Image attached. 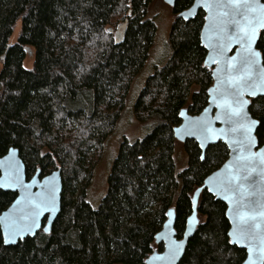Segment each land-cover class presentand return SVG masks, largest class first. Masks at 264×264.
Instances as JSON below:
<instances>
[{
  "label": "trees",
  "instance_id": "obj_1",
  "mask_svg": "<svg viewBox=\"0 0 264 264\" xmlns=\"http://www.w3.org/2000/svg\"><path fill=\"white\" fill-rule=\"evenodd\" d=\"M152 2L0 0V157L15 148L27 179L36 170L44 176L59 169L62 180L60 212L50 233L39 231L7 247L0 232V264H143L162 250L154 237L170 208L176 237H182L193 192L228 157L218 142L200 159L198 145L186 141L187 167L178 174L174 169L179 113L199 114L212 85L199 38L204 13L183 21L176 11L193 0H176L171 8L169 57L147 78L133 106L146 135L121 139L104 197L97 208L87 202L93 159L113 134L132 80L149 58L156 32L146 15ZM124 22L123 39L115 44ZM261 37L263 32L257 45ZM257 45L264 66V49ZM27 57L29 70L22 65ZM262 109L250 103L249 113ZM257 140L262 145L264 136ZM15 196L0 190V213ZM225 211L222 202L201 192L199 223L179 264L243 262L244 250L227 237Z\"/></svg>",
  "mask_w": 264,
  "mask_h": 264
},
{
  "label": "snow or ice",
  "instance_id": "obj_2",
  "mask_svg": "<svg viewBox=\"0 0 264 264\" xmlns=\"http://www.w3.org/2000/svg\"><path fill=\"white\" fill-rule=\"evenodd\" d=\"M199 3V0H197ZM185 6H187L185 4ZM204 7L213 8H232V12H224V20L216 21L215 17H212L213 24L217 34L216 43L212 44V51L215 53L213 57V63L220 64L221 57L224 56L225 50L228 48V44L225 39L231 42H236L241 45L242 55L239 58V62L236 63V57H232L230 60L224 61V67L219 68L218 71L223 73L222 76H218V84L215 89L216 97L214 98L215 107L219 109L214 117L211 119L206 115L204 117L189 120L186 124L180 128L175 129L177 133H183L186 136L200 137L202 138L201 146L203 142L210 139L211 135L216 131L212 125L214 121H221L222 123L231 125L230 131L232 133H238L242 136L239 141H234L241 149L247 148L251 151V148L256 143V138L264 136V109L262 112L253 110L251 115L244 111L245 107L251 103L253 108L256 105L264 106V68H260V56L261 52L257 51L252 45L257 40V28L256 25L264 27V15L254 18L249 22L247 29L240 27V22L236 19V16H243L242 10L251 9L253 11L259 10L264 13V4L260 3V0H205ZM178 15L181 18H186L181 9H176ZM208 19V18H206ZM234 26L237 30L229 33V26ZM209 45H206L208 47ZM264 49V37H261L260 43L257 45ZM254 69H258L254 72ZM233 73H237L233 75ZM245 90L248 95L255 99L249 101L245 99ZM213 90H210V92ZM259 93V95H258ZM204 112L207 114L210 109L205 108ZM184 115L183 112L180 113ZM255 129V135L253 131ZM224 131L223 129L220 130ZM264 142V141H262ZM257 155H264V150ZM204 159V157H200ZM6 167L5 177L11 184L21 185L26 194L21 200H17L14 210L11 214H6L2 222L4 230L7 232L8 239L4 242L8 243L16 237H20L24 232H33L35 229L42 228L41 217L46 212H54L56 210V189L52 181L45 178V182L41 184L40 191L31 192L30 186L23 184L19 174V165L13 160H7L4 162ZM209 179H212L211 177ZM247 177H241L239 175H233L220 181L217 185L220 191L224 193H232L233 195H240L243 189V183H236L238 180L246 181ZM0 186H3L0 184ZM198 191V190H197ZM212 191V189H208ZM225 199L229 200L234 205V221L235 227L229 236H235L236 241H248V251H253L255 241L259 240L261 247L259 251L264 254V236L257 235V229L260 225L256 222V215L250 218L240 211L242 206L243 196L240 195V199L233 200L232 196L225 195ZM246 207L264 208V205H260L257 201H248ZM195 200L192 202V209L195 211ZM167 215L172 216L173 212L170 210ZM257 215L264 216V211H260ZM193 217L189 216L188 221L191 222ZM166 228L169 225H165ZM44 232H48V229L43 228ZM181 232H184L181 225ZM189 234L190 233H186ZM176 235L175 232L165 233L160 237L162 241H165V246L168 251L166 257L156 256V259H165L170 262L176 261L178 255L181 252L184 241L173 239ZM264 258V256H262ZM251 259V257H249Z\"/></svg>",
  "mask_w": 264,
  "mask_h": 264
},
{
  "label": "water",
  "instance_id": "obj_3",
  "mask_svg": "<svg viewBox=\"0 0 264 264\" xmlns=\"http://www.w3.org/2000/svg\"><path fill=\"white\" fill-rule=\"evenodd\" d=\"M176 0H163L165 4L170 6L171 8L174 6ZM209 2H212V0H209ZM205 0H199V3H197V0H193L192 5L184 10V14L186 18H181L179 15L178 17L181 18L183 21H189L193 19L198 11H202L204 13V21L203 25L200 30L199 38H200V44L203 46L206 54L203 62V66L206 67L210 73L212 78V85L207 89V105L203 108V110L197 114V115H191L187 112L186 109H182L180 111L184 113L183 116L179 113V118L181 120L180 124L176 126L173 129V137L177 142L185 143L186 141H194L198 148L201 151V157L204 156L205 151L207 148L211 145H214L218 142H221L224 144L228 150V157L223 162V164L213 172H211L204 180L200 187H198L192 194L191 198V214L189 216L193 217L191 222L189 223L188 217L186 219V225L184 232L182 234L181 238H177L176 235L172 237L173 239L177 240H183L184 244L181 249L180 254L178 255L176 261L171 262V264H179L180 260L183 257L186 245L188 243V240L193 236L199 220L197 217V205H198V199L203 190H206L210 195L214 196V198L220 202H222L226 206L225 216L229 223V229L227 232V237L229 239V242L231 245H234L238 247L239 249L244 250L245 252V258L241 264H264V254H262L259 251V248L261 247L259 240L255 241L253 251L250 253L248 251V241H236V237L229 236V233L233 232V229L235 227V221L233 219L235 213L233 211L234 205L229 202V200L225 199V195L232 196L233 200L240 199V195L243 196L242 206L240 207V211L243 212L246 217L250 218L253 215H256V222L259 223L260 227L257 229V235L258 236H264V216L257 215L260 211H264V208L256 207H246L243 205H247L248 201H257L260 205H264V155H257L258 153H261L262 150H264V142L262 145H259L258 140L256 138L255 145L251 148V151H249L247 148L241 149L238 147L234 141H239L242 139V136H240L238 133H232L230 131L231 125L222 123L221 121H214L213 122V129L216 131L211 135L210 139L203 142V146H201L202 138L200 137H192V136H186L183 133H177L175 129L180 128L182 125L186 124L189 120L198 119L201 117H204L205 115L208 118H212L216 115V113L219 111L215 107L214 98L216 97L215 89L218 84V76H222L223 73H220L218 71L219 68L224 67V61L230 60L232 57H236L237 60L236 63L239 62V58L242 55V49L241 45L236 42H231L225 39V42L228 44V48L225 50L224 56L219 58L221 59L220 64L213 63V57L215 56V53L212 51L211 45L216 43L218 37L216 34V30L213 24L212 17H215V20L218 22L220 20H224V12H232V8H220V7H213L208 8L204 7ZM261 4H264L262 0H260ZM243 16H236V19L240 22V27L247 29L249 27V22L253 21L254 18L260 17L264 15V13L260 12L259 10L253 11L251 9L248 10H242ZM208 18V19H206ZM126 25V22L120 24L115 33H114V41L115 44H119L123 39V33H124V27ZM257 28V40L252 45L253 48H255L257 51H259L256 48L258 39L260 34L264 33V27L256 25ZM237 29L230 25L229 26V33L236 31ZM111 32V30H109ZM12 42L8 44V48L11 46ZM206 45H209L206 47ZM25 51L30 55L31 51L28 48H25ZM260 52V51H259ZM4 59V55L1 57ZM260 68H264L262 63V56H260ZM258 69H254V72H257ZM237 73H233V75H236ZM210 90H213L210 92ZM249 90H245V99L251 101L255 99L254 97H251L247 94ZM259 95V93H258ZM249 106L250 103L245 107L244 111L249 113ZM208 108L210 109L209 113H205L204 109ZM249 115H251L249 113ZM223 129L224 131H220ZM253 135H255V129L253 131ZM7 160H13L19 165V174L20 178L23 181V184L30 186L31 192L35 193L40 191V186L45 182V178L52 181L55 185V195H56V210L54 212H46L44 216L41 217V224L42 228L35 229L33 232H24L20 237L14 238L12 241H9L8 243H5L4 241L8 239L7 232L4 230L3 223L0 222V232L2 236V241L4 246H15L19 241L24 240L25 238H33L35 235L42 231L45 234L50 233L51 227L58 216L60 212V201H61V193H62V180L60 175V170H54L50 172L47 175L40 176V171L36 170V172L27 179L26 177V169L23 161L21 160L18 150L15 148H9L7 153L0 157V184L3 186H0V190L14 193L16 196L14 200L10 203V205L0 213V221L3 220V218L6 216V214H11L14 210V206L16 205L17 200H21L25 194L26 190L18 184H11L9 186V182L4 179L5 177V167L6 164L4 163ZM233 175H239L241 177H247L248 179L246 181L244 180H238L236 183H243L244 187L240 192V195H233L232 193H224L223 191H220L217 187L218 183L220 181L225 180L226 178L233 176ZM212 179H209V178ZM208 189H212V191H208ZM198 190V191H197ZM195 200L196 208L195 211L192 209V202ZM173 212L172 216L167 215L169 211ZM174 223H175V211L173 208H170L166 212V219L162 225L161 230L155 235L154 242L156 245H161L162 250H154L144 261L143 264H170L169 261L165 259H156V256L159 257H166L168 255L167 248L165 246V241H162L160 237L168 232H175L174 229ZM165 225H169L168 228L165 227ZM47 228L48 232H44L43 228ZM176 233V232H175ZM186 233H190L186 234ZM251 257V259H249Z\"/></svg>",
  "mask_w": 264,
  "mask_h": 264
},
{
  "label": "rangeland",
  "instance_id": "obj_4",
  "mask_svg": "<svg viewBox=\"0 0 264 264\" xmlns=\"http://www.w3.org/2000/svg\"><path fill=\"white\" fill-rule=\"evenodd\" d=\"M147 18L152 20L156 27L154 42L149 54V58L141 71L133 78L129 93L127 95L125 109L113 134L106 140L102 151L95 156L92 165V176L87 191V202L97 208L106 193L107 178L116 157L118 145L122 138L133 142L146 135V129L133 117V106L145 85L147 78L152 75L155 68L164 65L169 57L167 40L174 15L171 7L163 0H153L147 10ZM19 27L15 31V40ZM25 69H31V57L24 59L22 63ZM2 64L0 62V71ZM174 169L178 174L187 167V157L183 148V143L177 142L173 151Z\"/></svg>",
  "mask_w": 264,
  "mask_h": 264
}]
</instances>
